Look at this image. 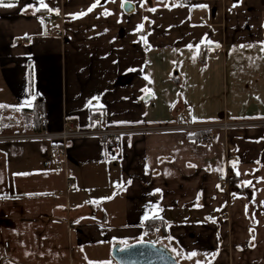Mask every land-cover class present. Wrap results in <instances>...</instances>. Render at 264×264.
<instances>
[{"label": "crops", "instance_id": "1", "mask_svg": "<svg viewBox=\"0 0 264 264\" xmlns=\"http://www.w3.org/2000/svg\"><path fill=\"white\" fill-rule=\"evenodd\" d=\"M3 2L0 136L87 129L97 115L174 124L182 107L195 121H264V0ZM105 143H0V260L112 264L114 244L145 240L179 264H264V127L205 145L182 133ZM231 174L236 189L222 186Z\"/></svg>", "mask_w": 264, "mask_h": 264}, {"label": "built area", "instance_id": "2", "mask_svg": "<svg viewBox=\"0 0 264 264\" xmlns=\"http://www.w3.org/2000/svg\"><path fill=\"white\" fill-rule=\"evenodd\" d=\"M54 30L47 31L48 35H52ZM95 127L81 129L67 122L64 123L63 128L59 132H49L39 130L31 135H12L0 136V143L6 142H21V141H48L52 143H59L66 148L71 142L83 139H103L106 140V148L110 151L116 149V140L124 137L148 135L156 133H182L191 137H195L199 144L205 145L212 141L214 135L218 132H228L230 130L242 129L247 127H264V121H237L231 122L223 121H195L192 118L191 110L189 107H182L179 110L178 122L166 125H150L140 127H109L105 119L97 115L94 118ZM58 161H65V153L59 152L57 154ZM225 178L222 186L227 183ZM66 184L73 185V180L67 178ZM62 194V193H60ZM159 226H144V231H155ZM0 264H9L7 260L1 259Z\"/></svg>", "mask_w": 264, "mask_h": 264}, {"label": "water", "instance_id": "3", "mask_svg": "<svg viewBox=\"0 0 264 264\" xmlns=\"http://www.w3.org/2000/svg\"><path fill=\"white\" fill-rule=\"evenodd\" d=\"M123 11L130 15L134 12V6L125 2ZM111 256L117 264H178L168 247L145 240L124 246L116 243L111 249Z\"/></svg>", "mask_w": 264, "mask_h": 264}, {"label": "snow or ice", "instance_id": "4", "mask_svg": "<svg viewBox=\"0 0 264 264\" xmlns=\"http://www.w3.org/2000/svg\"><path fill=\"white\" fill-rule=\"evenodd\" d=\"M98 4H99V0H97V3H96V4H93V5L88 9V11L91 12L92 9L95 8V7H97ZM40 5H41V7H46V5L44 4V0H40ZM0 6L12 7V6H14V5H13L12 3L4 4L3 0H0ZM122 6H123V5H122ZM202 7H206V6H202ZM39 10H40L39 8L36 9V11H39ZM49 11H51V10H49ZM108 14H110V13H108ZM80 15H86V13H81ZM142 27H143L142 25L139 26L138 30H140ZM189 47H191V46H189ZM25 104H27V105L30 106L31 102H30V101H26ZM22 106H23V105H22ZM3 107H7V106H5V105H0V108H3ZM190 167H192V165H190ZM146 219H147V217H146ZM195 255H196V253L193 252V253L190 254V257H189V258H191V256H195Z\"/></svg>", "mask_w": 264, "mask_h": 264}, {"label": "trees", "instance_id": "5", "mask_svg": "<svg viewBox=\"0 0 264 264\" xmlns=\"http://www.w3.org/2000/svg\"><path fill=\"white\" fill-rule=\"evenodd\" d=\"M232 175L233 174L227 176L226 179L231 183V185L234 187V189H236V187H235V185H236V178L234 176H232Z\"/></svg>", "mask_w": 264, "mask_h": 264}, {"label": "rangeland", "instance_id": "6", "mask_svg": "<svg viewBox=\"0 0 264 264\" xmlns=\"http://www.w3.org/2000/svg\"><path fill=\"white\" fill-rule=\"evenodd\" d=\"M143 4H144V3H143ZM146 5H147V4H146ZM143 8L146 9V6L144 5ZM231 173H232V172H231ZM227 181H228V180H227ZM177 262H178V261H177ZM112 264H117V263L113 260V263H112ZM178 264H179V262H178Z\"/></svg>", "mask_w": 264, "mask_h": 264}]
</instances>
